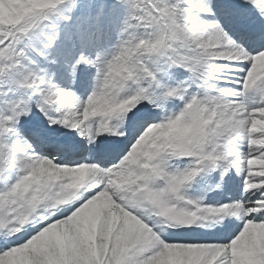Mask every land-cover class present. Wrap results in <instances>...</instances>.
<instances>
[{
    "label": "rangeland",
    "instance_id": "rangeland-1",
    "mask_svg": "<svg viewBox=\"0 0 264 264\" xmlns=\"http://www.w3.org/2000/svg\"><path fill=\"white\" fill-rule=\"evenodd\" d=\"M7 1L18 5L23 0ZM45 1L47 5L45 9L38 10L35 3H30L28 5L30 15L24 16L19 22L10 21L6 23V26L0 24V128L2 129L0 137L3 140H1L2 144L10 148L8 156L16 154L19 158L14 162V166H19L23 162L19 156L22 152L24 154L26 152L22 144L17 147L11 145L14 137L11 132L13 126L3 123L11 118L8 108L19 102L21 113L31 115L29 119L31 124L58 128L62 108L57 110L55 107L48 106L44 96L46 93L49 96L51 94V100L60 103L65 97L64 108L73 119V125L80 129L79 141H83V138L87 136L90 140L94 133L93 128L88 124L90 120L87 119L86 114H83L76 97H85L89 91L88 84L97 77L109 74L107 70L111 68L109 65L112 58L113 61L121 58L125 70L130 69L126 84L121 86L117 100L111 96L106 101L103 97L97 98L98 100L93 99L94 103L98 104L95 108L99 107L95 116L102 118L103 123L111 121L116 114L132 112L143 116L131 120V126L135 130L129 127L124 131L130 140L125 143V136L120 139L123 144L122 149L130 147L132 149L137 146L143 135L150 134L157 126L154 118H151L152 120L148 123L137 124L143 120L148 121L144 118L148 112L158 114L160 113L158 110L164 109V105L167 104L168 119L161 125L164 129L163 144H153L147 155V161L154 171L151 175L164 182L162 190L156 191V197L165 215L174 223L178 222L176 218L187 220L186 217H188L190 220V216L183 213L185 208L179 209V205L177 209L174 204L167 203L168 200L164 198L163 191L165 193L166 189L173 201L179 199L188 203L192 188V179L188 173L173 164H168L167 159H188L195 162L202 159L203 149L206 146L204 133L209 132L207 125L204 124L208 122L206 115L209 111L214 114L224 111L223 113L232 112L237 115L235 123H244L240 141L236 140L233 143L237 148L239 161L234 162L231 168L234 174H237L239 181H245L234 203L241 206L248 222L263 223L264 173L261 172L259 164L264 162V106L249 109L244 98L253 100L256 97L255 100H259L257 103H260V94L253 93L255 84L251 86L252 89L248 93L244 91V87L250 77L252 79V68L256 63H260L255 61V58L259 57L258 54L264 48V36L251 38L252 42L242 43L241 39L237 40L240 37L236 34L238 28L246 26L248 22L245 21L249 19V16L240 17L233 8L237 13L244 14L246 8L243 6V1L232 0L230 7L222 4V1L226 0ZM256 2L257 6L264 10V0H256ZM5 11L7 12L5 15L13 20L14 9L11 10L9 5L0 1V18H4ZM49 14L52 16L48 21L54 25L57 39L47 38V52L41 51L42 53L38 55L28 46L24 36L36 25L44 24ZM126 24L130 27L129 41L124 40L123 32ZM199 27L204 28L206 40H199L194 34L195 29ZM40 43L43 42L40 40ZM232 43L235 46L233 45L229 53H226L225 47ZM114 44L121 45L120 54H115L117 46L115 47ZM123 46H128L129 49ZM236 46H243L246 55L235 53L237 49L233 48ZM243 47L242 50H244ZM59 48L62 51H59ZM83 56L87 62L90 61V64L87 65L86 61L85 63L82 61L83 63L77 64L79 68L77 65L75 67L77 57L84 60ZM213 58L219 59L216 63L220 62L212 64ZM56 62L59 64L56 65ZM85 68L90 71H87L88 75L84 71ZM263 78L264 75L261 78L264 82ZM256 89L262 92L263 86L258 85ZM225 92L227 94L224 96ZM91 93L89 92L88 96ZM215 99L221 100L215 102ZM173 102L176 103V107L172 106ZM190 105L193 106V113L189 111ZM136 107L142 111L140 112ZM199 113L202 114L204 122L201 117L198 119ZM127 117L130 118V116ZM100 118L96 120V125ZM218 122L219 124L212 129L217 139L221 140L220 134L224 133L223 118L220 117ZM110 125V131L117 132L121 123L120 120H114L110 122ZM219 126H221L220 130L217 129ZM20 134L23 136L22 133ZM34 144L30 146H33L32 148L37 146ZM95 144L96 148L101 146L99 142L95 141ZM36 155L45 156L42 152ZM116 160L117 156L112 158V162ZM33 161L37 160L33 159ZM191 163L187 162L184 166L195 169L194 164ZM3 165L4 158L0 153V169ZM11 168L14 169L13 165ZM53 172L40 164L36 190L40 195L39 202H44L45 207L52 204L64 205L72 194L65 198L59 189H68L81 184V177L69 179L67 178L69 175L63 174L59 177ZM192 177L195 178V175L193 174ZM9 181L12 180L9 179ZM9 181L7 184L10 183ZM85 184L91 186L92 181L89 180ZM125 184L126 181L122 187ZM107 185L109 187L107 192L111 193L110 197L121 199L122 187L111 182ZM30 186L29 178L23 176L18 178L17 187L23 190L20 194L22 197L19 196V198L26 208L23 207L25 212L15 216L4 201L3 191H0L1 235L5 231L13 235V237L5 238L0 236V247H2L0 248V264H54L47 252V247L41 241L40 231L36 232V230L29 238L22 237L24 241L14 236L18 231L32 228L33 223L46 220L49 214L48 209H38L37 200L29 198L32 196L28 197L24 193ZM141 194L142 192L138 193V196L141 197ZM225 207L221 206L219 209ZM77 211L78 209L71 214ZM86 211L80 212L79 215L82 218L75 225L70 224V220L63 217L58 219L55 227L49 228L54 235L56 264H126V259L131 258L139 248L135 240L140 239L141 236L134 232L135 221L129 218L124 221L122 209L116 207L114 203L109 207L110 223L106 221L104 211L100 209ZM187 212L192 214L194 211L188 208ZM195 212L201 213L197 210ZM175 216L176 218H173ZM126 223L128 226L133 224V230L126 226ZM123 224H125L124 230ZM5 225L8 230L4 229ZM262 227V230L250 231L238 241L239 248L233 257L228 248L233 241L230 240L222 246L226 250L217 251L216 255L219 257L213 259L216 258L217 264H264V226ZM49 229L43 227L42 232H47ZM91 235L93 238L90 240ZM143 244L144 242L142 246ZM23 252L26 254L25 257L22 256L24 257L22 260ZM163 256V253L156 252L150 257L151 259H148L149 255L146 254L140 260L147 261L146 264L151 262L161 264L160 258L163 259ZM4 259H7V262ZM204 259H208V256ZM204 259L194 261V264H203ZM184 260L186 259L180 260L169 255L167 264H184ZM210 264L214 263L210 262Z\"/></svg>",
    "mask_w": 264,
    "mask_h": 264
},
{
    "label": "bare ground",
    "instance_id": "bare-ground-1",
    "mask_svg": "<svg viewBox=\"0 0 264 264\" xmlns=\"http://www.w3.org/2000/svg\"><path fill=\"white\" fill-rule=\"evenodd\" d=\"M0 1L6 5H9L10 9L12 10L13 8L15 11V13L12 16L13 20L8 15H5L7 13L6 12L7 10L3 12L4 14L3 21L7 24L8 21L9 22L20 21L21 18H23L24 16L30 15V10H29L30 6L28 8V5L30 3L33 4L35 3L36 4L35 7L38 10L45 9L47 6L45 0H23L18 5L11 4L7 0H0ZM242 1H243V6L246 8L247 11L252 12L251 16H254V18L252 22L248 20V23L244 28L241 29L238 28V31L241 32V35L257 38V36L254 34L256 33V31L261 32L264 30V25L262 22L264 18L261 17V15L258 13L259 8L255 6L254 1L251 0H242ZM237 6L240 7V5ZM51 16L52 15L49 14L44 24L36 25L24 36V39L26 40L28 46H30L31 50L37 53L38 55H40L43 51L47 52L48 49L47 38H51V39L53 38L55 40L57 39L56 38L57 35L54 32L55 27H53L54 25L50 21H48V19ZM125 27L126 28L124 29L123 32L124 40L129 41L131 39L130 27L127 24ZM194 34L199 40L200 39L206 40V34L203 27H199L195 29ZM245 38L246 37H244V39ZM40 40L43 43H40ZM114 45L115 47L117 46L116 50L118 51V52L116 51L115 54L116 55L117 53L120 54L121 45L120 44L117 45L114 44ZM233 45L235 46V44L232 43L225 47L226 53H229ZM123 47H125V49H129L128 46H123ZM233 49H237V52H239L240 50H242V47L236 46ZM58 50L62 51L61 48H59ZM82 59L84 60H81L80 57H77V60L75 62V67L78 64V62L86 61L84 56ZM259 59H260L259 60L260 63L258 64L256 63L252 68V79H250L251 81H248L246 83L247 91L245 90V92L248 93L252 89L251 86L255 84L254 89H252L253 93L260 94L259 99L260 101L262 100L261 104H264V82L261 80V78L264 75V51L261 54H259ZM217 60L218 59L213 58L211 61L216 63ZM111 61H112L110 62L111 66L109 65V68L110 67L111 68L110 70L109 69L107 70V73L109 74L107 76L103 75L97 77L96 79L91 81V83L88 84L89 91L87 92L85 97H79V96L76 97V101L79 107L81 108V110L83 111V114H86L87 119L90 120L88 124L92 126L93 128L92 132H94L92 133V139L87 141L88 149H90L94 154V157L91 159L89 157H86L84 159H76V157H72L71 155L74 151L79 149L80 143L82 141L81 142L79 141L81 137H79L77 131H75L76 126L73 125L74 121L69 116V112L64 108L65 104H62V102L64 103L66 101L65 97L62 98V102L60 103V102L52 101L50 97L52 96L51 94L49 96V94L46 93L44 96V99H46V104L48 106L55 107L57 110H60V107L62 108L61 122L58 128L31 124L29 120L31 118V115H29V113L26 114L21 113V110H19V102H16V104H13L12 106H10V108H8L11 118L8 120L6 119L3 123L11 124L13 126V131L11 132L13 133L14 137L12 139L11 145L17 147V145L25 143V141L27 143L22 144L23 150L25 149L24 152L26 153L24 154L22 152V154H20L19 156L20 158H22L23 162L19 166H14V162L19 158H17L18 156L13 153H11L13 155L10 154L11 155L10 157L8 156V152L10 151V148L7 147V145L2 144L3 140L0 137V153L4 158V165L0 169V191H3L4 201L7 203V207L10 209V211L13 213L12 214L13 216L25 212L23 210V207L24 208L26 207L21 202L20 199L22 197V195L20 196V194L23 192V190L17 187V181L18 178L21 176L27 177L31 180V186L26 191L24 190L25 191L24 193H26L28 197L32 196L29 198H35L37 200L36 205L38 204L37 205L38 209L39 208L48 209V213H49L47 214L46 220L42 221L41 223L35 222L33 223L34 226L32 228L30 227L29 230L25 229L21 232L18 231L14 234V236H16L17 239L24 241L23 240L24 238L22 237L29 238L36 230H37L36 232L40 231L42 237L41 241L47 247V252L49 253L51 261L52 262L54 261L53 263L56 264L55 262L56 254L54 253V244H53L54 235L50 232L51 229L49 228L55 227L56 223L59 221L58 219L63 217H66L68 220H70V224L75 225L82 218L79 215L80 212H87L86 210H92V209H96V210L100 209L104 211L106 221H109L110 223L111 216L109 213V207L112 203H114L116 204V207L122 209L124 214L123 217L124 221L128 218L132 221H135L134 232L139 236H141L140 239L137 238L135 240L136 245L139 244L138 251L134 252V255H132L131 258L126 257L128 258L126 259L127 260L126 264H133L135 262H136L135 264H146L147 261L145 262L141 261L140 258L144 257L147 254L149 255L148 259H151L150 257L153 256L156 252L164 254L163 259L160 258L161 264L168 263L169 255H172L175 258H179L180 260L186 259L183 261L184 264H194L195 262L193 259L201 255L202 253H206L209 255L208 259L204 263V264H209L212 257L215 256L216 252L219 250V248L215 247L214 244L219 242L226 243L229 242L231 238H236V240L228 246L233 257L239 248L238 241L241 239L239 234L240 233L245 234L246 236L250 231L253 232L256 229L262 230L263 229L262 226H264V222L259 224L250 223L246 220L245 215L242 214L237 215L239 209L237 207L233 208L232 206L228 210L231 212L232 215H237V216L228 218V221L231 223V227L228 229H224L223 227H221V224L224 223L223 218L228 213L227 210L223 212L221 224L219 226L210 230L203 228L196 235H191L190 232L199 230L198 224H201V217L197 220L193 219L191 225L189 226H183L180 224L168 222V218L163 213L162 206H159V202L156 197V191L162 190L164 182L161 179H156L151 175L152 173H154V171L153 168L150 167L149 162L147 161L148 151L150 150L151 146L153 144H159V145L163 144L162 134L164 132V129L162 128L161 125L165 124L168 119L167 104L164 105L163 107L164 109L158 110L160 113L155 114L154 112H148V114L144 116V118L148 120H152L151 118L155 119L157 126L153 129V131L150 134L147 133L146 135H143L141 137V140L138 142L137 146L133 147L132 149L131 147L122 149L121 147L123 146V144L122 142H120L122 136H125L124 139L125 143L130 140L126 136V133L124 134V131L129 127H131L132 129L134 128L133 126H131L132 123L131 120H134L135 117L137 119V117L140 118L143 116H139L138 113H132V112L129 114H118V115L116 114L115 118L114 117L111 118V121H108L107 123H103L102 118L95 116L96 112H98L99 110V107L95 108L98 104L96 103L97 104L96 105L93 99L98 100L97 98L100 99L103 97L106 101V99L109 96H111L114 100H117L120 94L119 91L121 89V86L126 84L125 82L130 73V69L129 71L125 70L121 58H118L115 61H113L112 58ZM58 64L59 62H56V65ZM86 64L89 65L90 61L88 62L86 61ZM91 64L93 65V62ZM84 71H86V75H88V72H90L86 68ZM258 85L263 86L262 92L257 91L256 87ZM113 90L115 92H112ZM89 92H92L90 96H88ZM250 94L251 93H249V95ZM255 99L256 97L253 100H246V104L248 106H253V105L256 106V102H258L259 100L257 101ZM220 100L221 99H215L214 101L220 102ZM102 103L105 104V102ZM172 106L176 107V103L173 102ZM223 112L224 111H221V113L218 114H212L210 112L208 113L207 126L209 127L208 128L209 132L207 134V142L204 150V157L202 159H200L198 162L188 159L176 160L174 157H173L174 159H167L168 164H173L177 166L179 169H182V171L188 173V176L192 179V184H191L192 188L189 192L190 202L188 203H184L179 199L173 201L172 197L170 196L169 193H167L166 189H165V193L163 191L164 194L163 196L168 200L167 203L169 205L174 204L175 206H179L180 204L184 205V204L196 203L197 206L198 205L201 206L204 203L214 204L218 202V197H217L218 191H216L217 189L220 190V192L222 193L223 189L227 188L224 193L225 197L222 195L223 193L221 194V198L223 200L225 199V201L231 199L232 193L236 192L234 190L233 182L232 180H230V173H229L230 164L228 159L233 162L234 157H237L236 154L237 148L234 146L233 140L235 138L238 140L240 135V129L244 126V123L234 124L235 123L234 120L237 118V115H234L233 113H223ZM127 116H130V118H128ZM220 117L223 118V130H224V133L221 132L220 134V136H222L221 140L217 139V135L212 129V127L217 126V124H219L218 120ZM98 118L100 119L96 125V120ZM114 120L117 121L120 120L121 123L120 128L118 129L117 132L110 131L109 128L111 126L110 122H114ZM229 123H233L231 129ZM25 127H29L27 133L32 134L33 138L28 137L22 140L20 133H22ZM217 129L220 130L221 126H219ZM1 130L2 129L0 128V131ZM39 141L42 142L46 141V143L52 142V145L41 143V145L38 146L37 144V146H35L34 148H32L33 146H30L33 145L35 142L38 143ZM95 141L99 142V145H101L99 148H96ZM57 143L61 144L63 149L58 151L56 148L52 147V146H56ZM38 152H42L45 156L41 157L36 155V153ZM116 156H117L116 162H112V158ZM226 156L227 159H225ZM33 159H36L37 161L35 162L33 161ZM187 162H192L191 164H194L195 169L191 168V166L190 168L184 166V164ZM40 164L44 165L47 169L50 168L51 170H53L54 175L59 177H62L63 174L69 175L67 176V178L69 179H75V178L80 179L81 177L80 185L68 189H59V192H62V195L65 198H68L67 196L69 194H72V196L68 199V201L64 202L65 203L64 205L58 204L59 205L58 206L56 204H52V206L45 207L44 202L43 203L39 202L40 195L36 190V180L38 178ZM10 165L11 166L13 165L14 169H12ZM107 165H110L111 167L104 168V166L106 167ZM64 166H68V167H64ZM259 166L261 172L264 173V162H261ZM114 169L116 170L115 172ZM193 174L195 175V178L192 177ZM127 178H128V184L126 186V189L122 187L123 190L120 195L121 199H116L117 197L114 198L112 196L110 197L111 193L106 192L109 190V187L107 186V182L115 183L118 186H123V183L125 182L124 180ZM9 179H11L12 181H9ZM89 180L92 181L91 186H87L85 184V182ZM8 181L10 182L9 184H7ZM101 182L104 186L106 185L108 187L106 191H104V189L99 190L101 188V184H100ZM141 192H142L141 197H139L138 193ZM18 200L19 203H21L20 205L18 203ZM201 208H203L202 210L203 220H208L212 222L217 221L216 215H219L221 211L220 209H218L217 212L214 213V211L211 209L208 210L207 208L202 206ZM76 209H78V211L73 212L72 215L71 212ZM60 214L63 215L60 216ZM124 225L125 224H123V228H122L123 230H124ZM132 225L128 226V224L126 223V226L131 227V230H133L134 228L132 227ZM203 226L204 223L202 224V227ZM4 227L5 230H8L7 225H5ZM43 227H46L49 230L47 232L43 231L44 232L43 233L42 232ZM1 233H2V229H0L1 237L2 236L4 238L13 237L12 234H9L6 231L2 235ZM92 238L93 235H91L90 240ZM142 241L144 242L143 246H142L143 243ZM188 241L205 242L208 244L205 246L190 245ZM25 254L26 253L23 252L21 257L22 256L25 257ZM24 257H22V260L24 259ZM4 261L7 262V259H4ZM150 264H152V262Z\"/></svg>",
    "mask_w": 264,
    "mask_h": 264
}]
</instances>
